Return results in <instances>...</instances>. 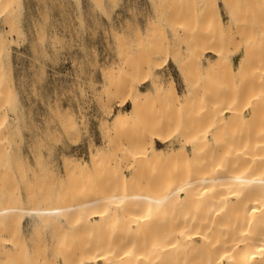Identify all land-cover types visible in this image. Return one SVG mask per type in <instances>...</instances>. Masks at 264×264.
I'll return each mask as SVG.
<instances>
[{"label":"rangeland","instance_id":"374dc122","mask_svg":"<svg viewBox=\"0 0 264 264\" xmlns=\"http://www.w3.org/2000/svg\"><path fill=\"white\" fill-rule=\"evenodd\" d=\"M15 1V15L12 19L14 27L16 26L15 30L10 32V23L0 18V31L8 38L6 53L1 61L10 94V106L4 109V115L7 127L13 129L12 134L15 133L11 134L13 138H10V133V136L7 134L10 139L8 138V143L4 142L3 146L7 145L5 162L11 163L9 167H15L12 168L13 171L10 170L11 174L14 173L11 177L14 179L11 181L13 184L11 183L8 188L11 190L14 188L13 192L16 191L21 197L18 201L21 200V206L25 209L47 204H49L47 206H55L59 202H69L70 198L75 200L82 198L86 193L90 195L99 187L98 179L102 181L105 179L104 184L99 188L107 186L105 182L111 177L114 168H118L127 178L131 176L133 167L146 170L150 178L163 173L162 180H156L154 182H158L157 184L151 182L149 185L155 184V187L162 186L163 190H167L170 187L167 184L170 182L167 175L172 177L174 169H181V173L185 176L188 165L182 162L178 165L173 163L176 165L173 166L172 163L167 162V166L159 165L162 169L160 170L153 163H149V166L148 163L145 165V161L131 159L127 154L128 151L137 149V141L149 134L150 130V134L154 135L155 132L152 133V130L160 127V124L166 131L165 134L164 131L162 133L169 135V142L165 145L158 142V145L171 150L177 148L182 140L188 137L186 135L190 136L198 132L202 136H209L210 139L215 135L224 138L230 135L231 137L226 138L233 140L240 133L246 134H240L242 137H249L253 128L255 127V130L258 127L256 124L264 122V117H260L261 119L255 121L256 124H252L253 109L248 108L250 101L247 99L242 98L240 106L243 108L239 107V111L243 113H235L233 107L225 114L218 109L219 106L233 104L232 92L235 84L234 81H224L223 69L218 63L219 58L214 52L215 48L218 47L217 49L220 50L222 46L221 51L224 50L226 63H231L236 68L246 48L252 47V57L254 61L256 60L253 67L255 64L256 66L254 70L250 69L249 73L252 75L247 78L252 83L254 79L256 82L261 79L257 82L258 88L264 85V40H262L264 38L260 37L264 35V28H262L263 33L260 34L257 30L258 25L252 24V29L250 26L247 27L251 33L255 32L253 29L256 33H252L251 36L247 30L246 35L244 30L243 34L246 36L243 35V27L241 26L242 31H240V24L238 27V24L234 23L236 21L231 19L224 0ZM224 41L229 42L224 43ZM245 44L250 45L245 46ZM253 46L262 48L260 51L263 53L260 54L259 48H255L258 52L257 56ZM261 64H263L262 68ZM171 67L174 68V72ZM184 74H187L189 79L187 83L189 82L195 94L196 101L193 107H175L166 100V96L165 99L161 96L162 93L151 91L153 90L151 77L154 76L167 85L173 77L179 91L184 92L186 87ZM248 83L250 86V82ZM237 85L239 88V84ZM236 87L235 85L234 88ZM136 88L151 91L147 95L148 98L143 101L140 120L134 124L113 127L119 113H126L132 109L129 103L130 93ZM262 89L264 90V87ZM261 107L264 109V103ZM263 109L261 112L264 111ZM146 129L149 131L145 132ZM158 129L154 131L157 132ZM106 144L108 147L105 153L98 157L96 164L92 165L90 161L92 153L98 148L107 146ZM65 160L69 162L75 160L79 163L86 161L92 166L89 171L76 173L72 178L73 176L68 177L65 172ZM32 181H35V184ZM164 183L169 186L166 187ZM64 190L68 191L64 192ZM69 190L73 191L74 196H68L63 200L62 196L69 194ZM63 192L65 194L61 195ZM34 193L38 201L36 202L33 197L35 202H30L32 200L30 197ZM89 195L84 196L89 198L91 196ZM46 201L47 204H44ZM25 212H20L22 216L19 218L22 227L21 239L25 238L26 242H31L29 244L33 248L34 241H38V236L41 235L39 240L41 242L36 244L42 245L46 242L45 246L42 245L46 254L50 259L55 255L60 263H62V255L58 254L61 253H52L55 249L52 250V246L56 247L55 251H57L59 243L57 242L55 246L54 242L59 238L56 237L59 233L68 231H65L66 234L62 233L60 237L67 239L69 236V244H66L68 242L64 239L67 247L70 245L73 248H80L88 239H95L94 232L89 233L92 230H69L53 212L48 215L45 222L37 217L38 214L30 213L28 210ZM167 215L169 216L164 213V219L156 223L155 227L162 225L164 230H168L163 226L166 223L165 226L169 225ZM38 223L42 224L37 225ZM105 231L109 232V230ZM103 232L100 233L101 236L104 235ZM109 233L111 234V231ZM89 234L94 236L89 238ZM104 236V239L110 237ZM73 241L75 243H72ZM78 244L81 246L79 247ZM65 245L61 243L59 247Z\"/></svg>","mask_w":264,"mask_h":264},{"label":"bare ground","instance_id":"6f19581e","mask_svg":"<svg viewBox=\"0 0 264 264\" xmlns=\"http://www.w3.org/2000/svg\"><path fill=\"white\" fill-rule=\"evenodd\" d=\"M15 2V0H0V18L10 23V32L14 31L16 27L12 23L15 15ZM224 4L230 13L231 19L236 21L234 23L238 24V27L240 24V31H242L241 26L243 27L242 34L244 30H246V35L248 32L251 33L252 24L258 25V33H263L264 0H224ZM247 26H250V29ZM247 30L249 31L247 32ZM253 31L255 32L252 33H256V30L253 29ZM252 33L250 34L251 36ZM260 37L264 38V35ZM258 38L257 42L259 41ZM254 40L256 41V38ZM226 42L224 41V43ZM7 44V36L0 31V264H264V122L260 123L261 126L256 124L257 122L255 123L256 120L258 121L264 117L262 116L264 111L261 112L263 109L261 105L264 103V90L262 89L264 85H261L264 82L258 88L257 86L259 85L257 84L259 83L257 82L261 81V79H256L257 82L254 79L253 83L248 81L249 78L247 77L252 75L249 72L253 68L255 69L256 66L255 64L253 67L256 60L254 61L252 57V47L246 48L245 54L236 68L231 63H226L224 50L223 52L221 51L222 46L219 48L220 50L217 49L218 47L214 50L219 58L218 63L223 69L224 81H234L237 86L234 88L235 85L232 83L234 85V92H232L233 104L228 103L223 107L219 106L218 109L225 114L231 111L233 107L234 109L232 110L235 113H243V111H239L240 108H243L240 106L242 98L249 100L250 102H247L249 104L248 108L253 109L252 124L255 123L258 126L254 130L255 127L253 125L254 128L251 132L248 130V133L250 132L249 137H242L240 134L242 135L243 133H240L238 134L239 137L237 135L235 139L231 140L232 138L228 139L231 137L230 135H227L229 136L228 138H226L227 136L224 138L221 135L214 134L215 136L210 139L209 136H202L197 132V134L193 133L190 136L186 135L188 137L184 138L177 148L169 150L158 145V142L164 145L169 142V135L167 133V135H164L166 131L165 129L163 130L164 126L160 124V127L158 126L159 129L158 127L155 129H158L157 132L159 130L161 132L157 133L154 129L152 133H155L152 135L150 130V133L147 134L149 136H142L137 141V149L130 150L127 154L130 155L131 159L145 161V165L148 163L149 166V163H153L154 166H158L157 169L167 166L169 163L178 165L184 162L185 165H188L187 174L184 173L186 177L181 173V169H174V172L171 171V173L173 172L172 177L167 175L169 181L172 182L170 183L167 180L169 182L167 184L170 187L164 183L168 187L167 190H163L162 181V184L161 182L159 183L161 187H155L158 182L155 183L154 181H159L163 178L161 175L163 173L161 172V174L157 173L159 175L156 176L151 175L152 178H150L148 177L150 174L145 172L146 170L133 167L131 176L127 178L120 173L118 168H114L110 174L111 177L105 182L107 186L104 185L105 187L99 188L101 187L100 185L104 184L105 179L103 181L98 179L99 187L90 194L91 196L88 194L89 198L84 196H88L86 193L82 198H76L75 200L70 198L73 200H70L71 202H59L58 199H61V196H59L57 199L59 203L57 205L54 204L55 206H47L49 204L46 201L43 203L47 205L42 207L40 205V207L25 209V207L21 206V200L18 201V198L20 199L21 197L18 196L16 191L13 192L14 188L12 187L14 185L10 186L13 190L8 188L11 183L13 184L11 181L14 178L11 177L14 173H11L15 167H12V169L9 167L11 163L5 162L7 160H5L7 145L3 146L4 142L8 143V136L12 134L11 131L13 130L11 127H7L6 116L4 115V109L10 106L9 87L7 86L5 72L1 63L6 53ZM248 45L245 44V46ZM261 45L260 47H262ZM253 47L255 51V48H259L260 54L264 51L261 52L262 48L260 47ZM254 54L256 56V53ZM262 65L260 66L261 68ZM256 76L259 77L258 75ZM183 77L186 81L184 92L179 91L173 77H170L171 80L167 85L163 81L155 79L154 76L151 77L153 83V90L151 91L162 93L161 96L164 99L166 96V100L175 107H193L196 101L195 94L189 82L187 83V80H189L187 74H184ZM248 82H250V86ZM237 84H239V88ZM151 91H143L140 88H136L134 92L131 91L129 103H131L132 109L126 113H119L116 116L113 127L137 123L141 118L143 101L148 98L147 95ZM148 129L144 131L147 132ZM162 131H164V134ZM243 135L246 134L244 133ZM11 136L10 138H13ZM107 147L108 145L98 148L96 152L92 153L90 157L92 165L98 162V157L105 153ZM64 165L66 174L68 177L73 176L72 178H74L76 173L89 171L92 166L86 161L85 163H79V161L76 162L75 160L72 162L67 160ZM159 165L162 166L159 167ZM176 165L173 164V166ZM11 169L12 171H10ZM18 170L22 171V169ZM167 171L169 172V170ZM21 173L19 174L20 176ZM151 182L155 183L151 184V186L154 185L153 188L149 185ZM33 183L35 184V181ZM33 188L35 189V187ZM38 188L40 189V186ZM64 192L61 195H64ZM35 194L30 198L34 197L36 201L38 198H35ZM68 196H74L73 191H70L69 194L66 193L62 196V199L64 200ZM30 198L27 200L28 202ZM35 201L33 199L30 200V202ZM34 204L36 205V203ZM24 210L38 214L37 217L39 216L42 222H45L48 215L53 212V214L55 213L60 217L62 224L64 223L69 230H92L89 233L94 232L95 236H93L95 239L91 238L93 237L92 234L91 236L89 234V238L92 241L90 239L85 240L87 244L83 241L82 247L78 244L80 248H73L70 245L68 248L65 245V241L67 240L68 243L66 244H69V236H67V239L60 238L63 235L62 233L67 231L63 232V226L60 224L62 233L56 236L59 238L54 243L55 246L57 242L65 246L59 247L58 244L57 251H55L56 247L54 246L49 248H52V250L55 248L52 253H61L58 255H62V263L54 257L55 255L52 256L54 258L51 257L50 259L49 255L46 254L45 247H42L46 242L42 245L40 243L36 244L41 242L39 241L41 240V235L38 236L37 234L38 241L31 239L35 242H33V248L29 244L31 242H26L25 238V240L21 239L22 227L19 218L22 216L20 212H25ZM168 211L170 213H167ZM164 213L169 214V216L167 215L169 218L166 217L170 221L169 225L165 226L167 223L163 225L168 230H164L161 227L162 225L156 226L158 228L155 227L156 223L164 219ZM37 217L36 221L39 218ZM40 224L42 223L37 225ZM105 230L111 231V234L107 231L108 234ZM97 232L99 233L98 236ZM101 232L104 235H109L110 237L105 238L109 240H105V236H101ZM53 238L51 237V240ZM72 243H75V241ZM78 245L75 246L77 247Z\"/></svg>","mask_w":264,"mask_h":264},{"label":"crops","instance_id":"0c3cea01","mask_svg":"<svg viewBox=\"0 0 264 264\" xmlns=\"http://www.w3.org/2000/svg\"><path fill=\"white\" fill-rule=\"evenodd\" d=\"M173 67H171V70H172V72H174V68L172 69ZM175 74H176V71H175Z\"/></svg>","mask_w":264,"mask_h":264}]
</instances>
